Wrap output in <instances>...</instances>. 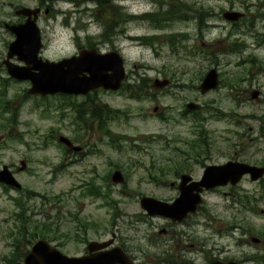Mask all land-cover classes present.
Returning <instances> with one entry per match:
<instances>
[{
	"label": "rangeland",
	"instance_id": "1",
	"mask_svg": "<svg viewBox=\"0 0 264 264\" xmlns=\"http://www.w3.org/2000/svg\"><path fill=\"white\" fill-rule=\"evenodd\" d=\"M116 1L112 0L111 3L115 4ZM161 1L169 4V0ZM183 1L190 8L185 9L182 15L189 18L170 22L172 28L168 29L169 32L183 31L188 36L178 41L184 47L179 51L165 46L157 48V43L140 44L122 36L114 39L121 47L129 86L121 91L99 89L96 93L111 107L123 110L121 115L108 123L112 137L122 136L114 142L109 136L89 129L85 123L84 126L75 123L76 115L82 113L79 103L83 97L46 96L42 100L41 96L28 94L29 97L23 101L29 82L6 81L8 75L5 68L0 66V84L4 82L7 86L6 100H12L13 109L23 101L17 121L7 123L0 129V137L5 136L0 144V167L8 165L25 190L24 194L19 195L14 190L4 191L0 187V264H6L3 258L9 257L14 247L21 253L30 247L28 239L22 240L21 237L15 243L21 226L17 216L19 209L13 200L15 197L25 201L27 210L23 215L27 218L25 230L29 233H33V226L36 225V232L40 234V230L45 228L42 227L43 223L46 228L58 227L57 235L59 232H73L72 229L78 224L88 223L90 238L94 237L96 231L110 238L112 231L118 236V243H123L127 250L130 248L136 253L138 258H134L138 264H155L162 246L165 220L159 216H147L139 206V196L120 193L118 188L121 186L112 184L107 174L116 167L127 172L129 182L126 188L132 191L135 182L145 179L147 174L163 173L160 170L167 168L162 167L163 160L178 159V148L181 153L184 152L181 158H186L185 154L192 155L190 146L198 130L194 117L200 114L204 117L201 128L206 130L208 144L220 150L213 156L215 160L232 155L234 149L238 148L235 145L243 142L255 147L264 144V121L261 120H264V44L249 33L234 31L220 17L226 9L244 12L245 22L238 29L251 22L253 29L260 30L264 23V0ZM38 2L0 0V60L5 57L7 45L14 38L4 23H17L19 16L14 11L22 6L36 7ZM96 2L54 0L51 7L56 13L52 16L49 11L43 14L45 6H42L37 19L44 46L41 55L50 60L68 57L74 51L73 36L98 37L102 25L95 13L101 15L102 12ZM121 2V11L128 15L139 16L160 9L156 0ZM108 5L106 3L104 6L107 10ZM196 10L218 14L209 21L215 24L214 27H207L199 34L196 20L192 17ZM64 19H67L70 27H64ZM135 20L138 21L129 24L131 33L141 35L156 32L145 21L139 18ZM235 37L240 40L236 44L239 50L226 49L228 44L231 45L230 39L234 40ZM194 46L198 49H193ZM11 60L21 64L15 58ZM212 67L219 72L220 85L214 91L200 94L197 86L205 72ZM156 78H168L171 83L162 89L152 88L151 84ZM226 80L230 82L229 85ZM129 90L133 94L139 93V97H131ZM256 90L259 96L253 98L252 93ZM187 101L204 105V110L198 114L187 111L184 108ZM154 107H158L155 112ZM58 134L83 145L84 153L76 156L65 153L58 146ZM242 136H245L243 140ZM21 159L26 161L27 167L17 171ZM200 173V167H195L194 174L198 176ZM92 180L109 195L95 197L86 194L85 186H89ZM242 186L257 190V185L253 183L243 181ZM146 187L142 188L157 199L167 200L173 196L167 187L152 189L149 184ZM28 191L31 192L30 198L25 197ZM231 202L229 195L209 196L208 213L188 219V225L183 228L192 234V241L203 243L205 248H211V239L224 243L225 239L210 237L209 234L212 228H225L231 216ZM208 216L213 219L209 220ZM204 218L212 227L203 225ZM57 238L60 239L59 236ZM78 247L69 243L63 250L74 251ZM17 261L21 262V259ZM195 261L202 264L201 256Z\"/></svg>",
	"mask_w": 264,
	"mask_h": 264
},
{
	"label": "flooded vegetation",
	"instance_id": "2",
	"mask_svg": "<svg viewBox=\"0 0 264 264\" xmlns=\"http://www.w3.org/2000/svg\"><path fill=\"white\" fill-rule=\"evenodd\" d=\"M58 1V0H56ZM60 1H71L76 0H60ZM112 0H102V4H112ZM122 0H117L115 5L120 6L119 2ZM159 4L160 9L157 11H149L147 13H141L139 16L136 14L115 17L114 24L109 26L106 22V17L101 20L103 32L99 34L98 37H89L85 36L84 38L75 35L72 37V45L74 46V51L71 55L78 54L82 49H89L91 47L96 48L101 53H112L119 52L121 54V47L118 43H115L114 39H117V36H122L123 39L130 41H137L140 44L154 45L157 43V48L161 46L169 47L172 51H179L184 48L181 44L178 43L179 40H184L185 37H188L184 34L183 31L180 32H169L168 29L172 28L170 24L174 21H178L188 16L181 15V10H184V7L181 6L178 9L179 15L176 17H169L166 14H162V10H168L169 4L164 3L163 1L156 0ZM51 3L49 1L39 0L36 7L42 8L45 6L43 14H46L49 11V15L52 16L56 13L55 10H52ZM164 7V9H163ZM162 8V10H161ZM199 11V10H196ZM41 15V14H40ZM188 15V14H187ZM218 14H210L207 16H202L199 13H195L192 16L196 20V25L198 33L209 26L215 24L209 22L211 19L217 17ZM235 30H241L243 34H250L257 38V40L264 44V23L261 24L260 30H255L251 27V22L247 23L243 29H238L241 23L245 22L246 15L243 12L235 21H227ZM139 18L146 22L147 25L156 31L155 33L148 34H133L129 31V24L136 22L135 20ZM189 18V17H188ZM264 18V15H263ZM24 17L19 16V21L22 22ZM64 27H70L67 19L62 21ZM171 22V23H170ZM189 35V33L187 32ZM115 37V38H114ZM179 39V40H178ZM151 41V43H149ZM238 37H235L234 40L230 39V44L227 45L226 49L231 51H237L236 44L239 43ZM180 43H182L180 41ZM208 45V44H207ZM44 49V47H43ZM185 49H188L185 47ZM193 49H198L197 46H194ZM127 74L125 73L124 84L129 85L127 82ZM99 89L92 90L85 95H80L83 98H80V111L83 113L85 124L89 129L95 130L97 133L102 135L105 133L104 130V116L105 111L113 110L116 113H119L123 110L119 108H113L103 101L102 98H98L96 93ZM257 91V90H256ZM259 96V91H257ZM135 99V98H132ZM1 109H7V102H1ZM158 107H154L153 111H157ZM201 113L204 110V105H202ZM125 112V111H124ZM116 117L108 118V123ZM196 124H199V120L195 121ZM2 125L4 123L2 122ZM110 129V126H108ZM3 128V127H1ZM197 135L192 145V155L185 154L186 158H181L184 152H180L178 148L180 157L178 159H165L162 161V167H167L166 169H161L158 172V175L147 174L145 179H140L135 182V187L133 190H127L126 185L129 182V175L124 170H119L123 174V181L117 185L121 186L119 189L120 193H131L133 195H138L139 198L142 197H153L151 192L145 191L143 188H146V185H152V189L159 187H167L172 193V198L167 199L166 201H171L177 197L182 189L187 190V193L194 195V193H199L202 197V202L198 206L197 210L189 214L185 219L180 222L173 221L171 219H166L163 226L162 232L164 234L162 239V246L158 257L156 258L155 264H198L195 259L198 256H201L202 264H213V263H223V264H264V144L256 147L252 144L243 142L237 146V149H234L232 155H227L222 160H215L213 156L218 153L220 150L213 148L207 142V134L205 128L197 126ZM111 130V129H110ZM118 136L117 138H121ZM203 137V138H202ZM245 136H242V140ZM204 140V141H202ZM2 141V137H1ZM73 144H76L75 141L71 140ZM78 145V144H76ZM79 150L71 151L65 150L66 153L70 155H82L84 153L85 147L79 145ZM191 149V146H190ZM241 163L252 167H257L263 169L262 173L260 170L254 171L255 175H258L256 179H252V173L247 171L237 183H226L225 185L214 186V187H205L197 182L200 181L202 177L203 170L208 165H220L226 162ZM200 167L201 173L197 176L194 174V168ZM118 169V168H117ZM183 177V178H182ZM105 179V178H103ZM249 182L257 185V190H249L248 188L242 186V182ZM142 184H144L142 186ZM3 185V184H1ZM116 185V186H117ZM5 186V185H4ZM143 187V188H142ZM3 188V187H2ZM19 193H23V190H20ZM97 195L104 194L100 188L96 189ZM226 196L229 195L231 198L230 214L228 221L224 225V229L212 228V233L209 234L210 237H216L217 239H225L224 243H216L211 238V248H205L204 244L201 242L195 243L192 241V234L185 232L183 229L190 218L200 217L203 214L206 215L207 212V198L209 196ZM137 196V197H138ZM207 218V217H206ZM204 218L203 225L207 227H212L210 222L206 221ZM209 220L213 218L208 216ZM195 225H198L194 223ZM53 227V226H51ZM179 227V228H178ZM194 227V226H193ZM58 230V227H53ZM70 230V229H69ZM73 232L65 231L57 235L54 233V238L50 242L54 247L60 250L62 253L68 256H91V255H103L107 252H110L117 245L122 247L124 252H126L132 260L135 261L138 256L135 252H132L130 248L128 250L123 243H118V236L114 232H110V238H105L104 233L96 231L93 233L94 237L90 238L88 236V223L78 224L72 229ZM56 232V231H55ZM24 230L21 229L20 236H23ZM60 237V239L57 238ZM109 242L107 245L100 246L101 243ZM73 243L75 246L79 247L74 251H64L63 248L69 244ZM90 243H94L90 246ZM143 253V252H142ZM17 255L18 253L15 252ZM188 255V257H187ZM135 257V258H134ZM136 262V261H135ZM136 264H138L136 262ZM144 264V263H140Z\"/></svg>",
	"mask_w": 264,
	"mask_h": 264
},
{
	"label": "water",
	"instance_id": "3",
	"mask_svg": "<svg viewBox=\"0 0 264 264\" xmlns=\"http://www.w3.org/2000/svg\"><path fill=\"white\" fill-rule=\"evenodd\" d=\"M38 9L20 8L18 14L26 15L23 23L6 25L15 35V39L8 45L6 58L2 63L6 66L9 75L17 80H29L31 86L29 94H85L88 91L102 87L104 89L117 90L124 78L123 60L117 52L108 54L97 53L95 49L82 50L78 56L64 58L57 62L42 60L38 57L41 46L40 33L35 19ZM224 17L230 20L237 19L241 14L227 11ZM16 56L25 65H16L10 61ZM168 79H155L152 86L163 88L168 85ZM218 85V74L214 68L210 69L203 77L198 89L205 93ZM256 93H253L255 96ZM185 107L188 110L200 108V104L189 101ZM58 140L72 150H79L73 146L68 138L58 136ZM20 168H25V161H20ZM260 170L256 167H248L244 164L227 162L223 165L207 166L203 177L198 184L205 187L225 185L227 182L236 183L242 174L251 171L252 179L258 177L254 171ZM262 171V169H261ZM123 177L120 171L115 170L111 174L112 182H121ZM0 181L20 187L6 165L0 170ZM201 202L198 193L188 194L187 190L182 192L171 203L164 202L152 197L140 198V206L148 215H161L175 221H181L188 213L196 211ZM93 244V243H91ZM105 245V244H104ZM114 252V253H112ZM20 264V263H16ZM23 264H134L133 261L119 247L100 256L68 257L55 248L51 247L45 240L40 239L33 243L31 250L25 255ZM223 264V263H213Z\"/></svg>",
	"mask_w": 264,
	"mask_h": 264
},
{
	"label": "trees",
	"instance_id": "4",
	"mask_svg": "<svg viewBox=\"0 0 264 264\" xmlns=\"http://www.w3.org/2000/svg\"><path fill=\"white\" fill-rule=\"evenodd\" d=\"M180 4H182L184 7H186V4L183 3L181 0H171L170 6H172V8H170L169 11L167 12L170 17H173V15H176V14H173V13H176V10H172L173 7H176L177 8L178 7L177 5H180ZM104 6L105 5H103V4H100L99 5V9L102 12L101 14L104 15V16L109 17V20L112 22V24H114V20H115L114 17H120V16L122 17V16H125V14L123 12L119 11L120 9L118 7H116V6H114V5H108L109 10H107L106 8H104ZM200 14L203 15L204 12H200ZM98 16H99V13H98ZM0 85H1V88H0V97L1 98H6L5 83L2 82ZM138 94L139 93H137V94L136 93H134V94L131 93V96L139 97ZM8 103H9V106H8V113H9V115L7 116V120H8V123L9 124H13V123H15L17 121L18 110H19V105L20 104H18L17 108L13 109L12 106H11L12 100H9ZM0 116H1V112H0ZM79 117L82 119V113L79 114ZM108 117H112V114L109 113L108 111H105V117H104V125H103V127H104L105 132L108 133V134H110L111 131L108 128V120H107ZM83 122L85 123V120L84 119H83ZM93 185H95V184L93 182H91V186L92 187L89 186L88 189H87L89 194H93V189L95 188V187H93ZM17 204H18V202H17ZM22 207H23L22 210L25 213L26 212V209H27L26 208V205H23ZM25 223H26V220H23V223H22L23 226L22 227H24V228H26V224ZM42 227H45V228H42L40 230V234L39 235L41 237L49 238L50 237L51 228L50 227L49 228H46L45 223L42 224ZM30 234L31 233H29L28 236L26 235V233L23 234V238L24 239H28L29 236H30ZM31 237L33 238L34 236L31 234ZM18 239H16V240H18ZM13 262H14V259L13 258H6V263L7 264H13Z\"/></svg>",
	"mask_w": 264,
	"mask_h": 264
},
{
	"label": "bare ground",
	"instance_id": "5",
	"mask_svg": "<svg viewBox=\"0 0 264 264\" xmlns=\"http://www.w3.org/2000/svg\"><path fill=\"white\" fill-rule=\"evenodd\" d=\"M262 27V26H261ZM245 44H243L242 46L244 47Z\"/></svg>",
	"mask_w": 264,
	"mask_h": 264
}]
</instances>
